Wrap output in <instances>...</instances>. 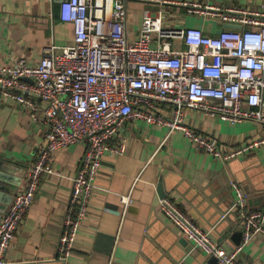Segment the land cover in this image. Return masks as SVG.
Returning <instances> with one entry per match:
<instances>
[{
    "label": "built area",
    "instance_id": "built-area-1",
    "mask_svg": "<svg viewBox=\"0 0 264 264\" xmlns=\"http://www.w3.org/2000/svg\"><path fill=\"white\" fill-rule=\"evenodd\" d=\"M53 2L54 0H48ZM128 0H61L59 18L72 25L73 40L51 42L37 60L10 57L0 66V100L27 110L45 126L36 159L27 167L24 187L16 191L0 216V264L33 201L42 175L55 173L52 151L74 143L85 150L72 178L57 260L66 264L83 223L89 197L99 189L95 176L105 152L123 153L124 142L111 140L131 118L181 131L197 150L227 162L264 145V135L221 148L217 139L183 123L185 109H199L230 122L252 119L264 124V9L182 0H152L183 5L239 28H220L214 35L197 26L167 23L173 12L145 10L138 35L128 36ZM171 107V117L157 114V103ZM58 174V172H56ZM234 210L242 237L227 248L211 239L194 219L168 197L159 200L163 215L196 248L218 264H243V246L264 234V211L247 207V192L236 182ZM123 209L129 196H121Z\"/></svg>",
    "mask_w": 264,
    "mask_h": 264
},
{
    "label": "crops",
    "instance_id": "crops-1",
    "mask_svg": "<svg viewBox=\"0 0 264 264\" xmlns=\"http://www.w3.org/2000/svg\"><path fill=\"white\" fill-rule=\"evenodd\" d=\"M196 1L264 9V0ZM149 3L158 4L152 0L127 1L130 39L137 37ZM161 5L176 16L175 22H169L172 24L197 26L211 35L225 24L189 13L183 5ZM72 40V25L59 18L58 0H0V66L10 57L37 60L51 42L68 44ZM156 109L164 118L171 117L169 104L159 102ZM182 119L196 132L216 138L224 149L264 135V124L252 119L233 123L199 109H185ZM44 130V124L34 123L27 110L12 100H0V157L25 168L13 174L18 183L11 193H4L7 203L24 187L27 167L37 157ZM119 142L126 145L123 153L108 151L101 157L94 179L99 189L89 197L66 264H211V256L183 237L161 212L159 200L163 197L158 184L164 197L175 201L212 240L227 248L236 245L233 234L241 231L231 181L247 192L249 209L264 211V145L243 157L221 162L195 149L181 131L170 132L166 125L142 118L124 122L110 143ZM84 150V144L74 143L52 151L55 173L40 177L3 264H60L56 257L58 239L64 228L72 178ZM123 195L129 196L126 209L120 199ZM240 257L243 264H264V234L252 237Z\"/></svg>",
    "mask_w": 264,
    "mask_h": 264
},
{
    "label": "water",
    "instance_id": "water-1",
    "mask_svg": "<svg viewBox=\"0 0 264 264\" xmlns=\"http://www.w3.org/2000/svg\"><path fill=\"white\" fill-rule=\"evenodd\" d=\"M61 0H58L60 2ZM224 28H239L237 24L225 23ZM22 166H19L15 162L8 161L0 157V216L6 210L7 206L10 203H7V199L4 193H11L16 184L18 183L17 179L13 174L21 172L24 170ZM157 190L159 194L164 197V192L161 184H158ZM242 237V232L237 231L233 234V239L235 240L236 245L240 243ZM188 250V247L186 248ZM211 264H218L217 259L214 256L210 257Z\"/></svg>",
    "mask_w": 264,
    "mask_h": 264
},
{
    "label": "rangeland",
    "instance_id": "rangeland-1",
    "mask_svg": "<svg viewBox=\"0 0 264 264\" xmlns=\"http://www.w3.org/2000/svg\"><path fill=\"white\" fill-rule=\"evenodd\" d=\"M147 9L151 12L161 10L163 14H165L167 11L166 5H159V4H152V3H149V5L147 6ZM164 19H165V21H164V25H165L169 22H175L176 16L175 15L164 16Z\"/></svg>",
    "mask_w": 264,
    "mask_h": 264
}]
</instances>
